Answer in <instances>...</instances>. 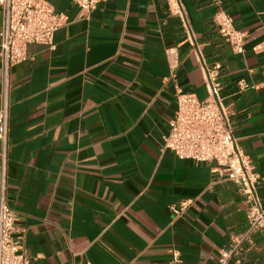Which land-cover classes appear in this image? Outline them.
<instances>
[{
  "label": "crops",
  "instance_id": "crops-1",
  "mask_svg": "<svg viewBox=\"0 0 264 264\" xmlns=\"http://www.w3.org/2000/svg\"><path fill=\"white\" fill-rule=\"evenodd\" d=\"M46 1L67 21L10 73L7 199L27 264H167L174 252L212 264L245 228V203L212 161L162 149L174 94L207 95L178 18L165 0H105L88 15ZM180 1L204 66L218 65L232 136L264 176V0ZM218 9L241 53L218 34ZM239 78L254 87L237 92ZM257 194L264 206V180ZM228 264H264V231Z\"/></svg>",
  "mask_w": 264,
  "mask_h": 264
},
{
  "label": "built area",
  "instance_id": "built-area-1",
  "mask_svg": "<svg viewBox=\"0 0 264 264\" xmlns=\"http://www.w3.org/2000/svg\"><path fill=\"white\" fill-rule=\"evenodd\" d=\"M86 15L105 0H72ZM171 14L175 15L184 32L189 52L204 71L206 97L197 99L193 93L177 91L175 107L168 121V130L163 135L162 149L170 150L179 158L194 161H212L219 175L236 184L245 203L246 225L243 231L234 234L225 247L217 248L212 264H228L235 260L252 242V234L264 231V206L257 187L264 180L250 157L244 154L232 136L228 104H224L219 93L215 69H207L202 62L194 33L180 0H165ZM2 22L0 27V264H27L20 231L16 229V213L7 199V164L9 132L10 73L13 66L26 59L29 43H43L53 47L54 31L67 21V16L56 11L46 0H0ZM218 34L236 52H242L243 33L232 26L230 15L218 9L212 16ZM237 92L254 87L239 78L235 81ZM189 200L177 206L170 205L173 215H178ZM159 264V263H152ZM167 264H181L174 252Z\"/></svg>",
  "mask_w": 264,
  "mask_h": 264
}]
</instances>
